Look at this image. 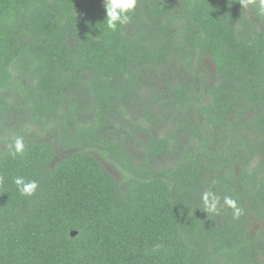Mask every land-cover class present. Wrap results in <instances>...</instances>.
Here are the masks:
<instances>
[{
    "label": "trees",
    "instance_id": "1",
    "mask_svg": "<svg viewBox=\"0 0 264 264\" xmlns=\"http://www.w3.org/2000/svg\"><path fill=\"white\" fill-rule=\"evenodd\" d=\"M106 19L104 0H0V264H264V17L138 0Z\"/></svg>",
    "mask_w": 264,
    "mask_h": 264
},
{
    "label": "clouds",
    "instance_id": "2",
    "mask_svg": "<svg viewBox=\"0 0 264 264\" xmlns=\"http://www.w3.org/2000/svg\"><path fill=\"white\" fill-rule=\"evenodd\" d=\"M242 8L247 9L252 6L257 15L264 17V0H240ZM138 0H104V8L106 10V25L112 30H118V26L127 25L130 22L131 14L135 12ZM25 150V140L23 136H17L13 143L8 145V153L13 158L21 155ZM13 183L22 196L31 197L38 190V183L35 180L26 181L22 176L14 178ZM202 201L204 207L210 213H219L221 205L220 197L213 191L205 190L202 193ZM223 205L233 210L234 217H239L241 209L238 207L236 200L230 196L223 197ZM160 245L154 246V251L159 250Z\"/></svg>",
    "mask_w": 264,
    "mask_h": 264
},
{
    "label": "rangeland",
    "instance_id": "3",
    "mask_svg": "<svg viewBox=\"0 0 264 264\" xmlns=\"http://www.w3.org/2000/svg\"><path fill=\"white\" fill-rule=\"evenodd\" d=\"M210 68H211V72H214V67L212 66V64L210 65ZM135 144V143H134ZM133 144V145H134ZM134 149H136V148H134ZM177 157V156H176ZM174 156H170V157H168V158H166L164 161H162L161 162V164H160V166H164V165H169V166H172L173 164H174ZM110 170H111V168H109ZM111 172L116 176V177H118V175H117V173H116V171H113V170H111ZM258 227H259V225H256L254 228L255 229H258Z\"/></svg>",
    "mask_w": 264,
    "mask_h": 264
},
{
    "label": "water",
    "instance_id": "4",
    "mask_svg": "<svg viewBox=\"0 0 264 264\" xmlns=\"http://www.w3.org/2000/svg\"><path fill=\"white\" fill-rule=\"evenodd\" d=\"M73 237H75L77 235V232H72L71 234Z\"/></svg>",
    "mask_w": 264,
    "mask_h": 264
}]
</instances>
